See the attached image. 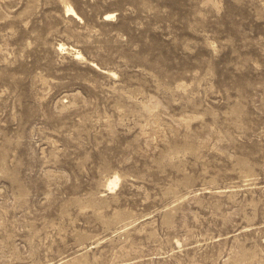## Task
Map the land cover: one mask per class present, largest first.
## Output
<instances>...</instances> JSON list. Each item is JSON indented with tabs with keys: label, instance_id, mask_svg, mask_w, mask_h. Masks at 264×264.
Listing matches in <instances>:
<instances>
[{
	"label": "rangeland",
	"instance_id": "1",
	"mask_svg": "<svg viewBox=\"0 0 264 264\" xmlns=\"http://www.w3.org/2000/svg\"><path fill=\"white\" fill-rule=\"evenodd\" d=\"M0 264H264V0H0Z\"/></svg>",
	"mask_w": 264,
	"mask_h": 264
},
{
	"label": "bare ground",
	"instance_id": "2",
	"mask_svg": "<svg viewBox=\"0 0 264 264\" xmlns=\"http://www.w3.org/2000/svg\"><path fill=\"white\" fill-rule=\"evenodd\" d=\"M68 10H71L72 13L77 14L76 11H75V9H74L73 7H69ZM111 14H112V13H108V12H107V13H106V17L108 18L109 16H111Z\"/></svg>",
	"mask_w": 264,
	"mask_h": 264
}]
</instances>
